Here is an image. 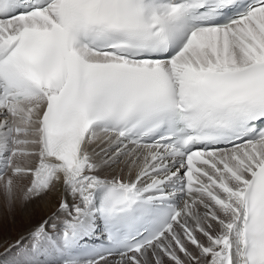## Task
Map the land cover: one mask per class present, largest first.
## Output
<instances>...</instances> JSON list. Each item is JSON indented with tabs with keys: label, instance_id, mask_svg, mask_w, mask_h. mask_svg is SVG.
Masks as SVG:
<instances>
[{
	"label": "snow or ice",
	"instance_id": "1",
	"mask_svg": "<svg viewBox=\"0 0 264 264\" xmlns=\"http://www.w3.org/2000/svg\"><path fill=\"white\" fill-rule=\"evenodd\" d=\"M57 190L8 264H264V0H0V195Z\"/></svg>",
	"mask_w": 264,
	"mask_h": 264
},
{
	"label": "bare ground",
	"instance_id": "2",
	"mask_svg": "<svg viewBox=\"0 0 264 264\" xmlns=\"http://www.w3.org/2000/svg\"><path fill=\"white\" fill-rule=\"evenodd\" d=\"M0 196V205L2 204L0 210V264H8L11 257L5 254V248L21 236L26 235L33 225L55 210L59 190L53 196L45 197L40 201H33L24 206L17 203L11 211L8 209L3 196Z\"/></svg>",
	"mask_w": 264,
	"mask_h": 264
},
{
	"label": "rangeland",
	"instance_id": "3",
	"mask_svg": "<svg viewBox=\"0 0 264 264\" xmlns=\"http://www.w3.org/2000/svg\"><path fill=\"white\" fill-rule=\"evenodd\" d=\"M1 197V196H0ZM1 207H0V210L2 209V204L0 205Z\"/></svg>",
	"mask_w": 264,
	"mask_h": 264
}]
</instances>
